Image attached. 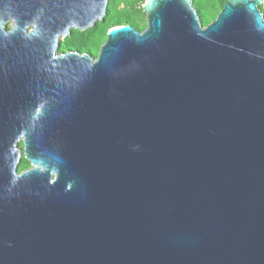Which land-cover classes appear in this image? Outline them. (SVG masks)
<instances>
[{"label": "water", "instance_id": "95a60500", "mask_svg": "<svg viewBox=\"0 0 264 264\" xmlns=\"http://www.w3.org/2000/svg\"><path fill=\"white\" fill-rule=\"evenodd\" d=\"M107 5L0 0V264H264V0Z\"/></svg>", "mask_w": 264, "mask_h": 264}, {"label": "trees", "instance_id": "16d2710c", "mask_svg": "<svg viewBox=\"0 0 264 264\" xmlns=\"http://www.w3.org/2000/svg\"><path fill=\"white\" fill-rule=\"evenodd\" d=\"M146 0H108L106 15L85 31L73 29L71 35L61 41L59 52L79 51L96 57L109 29L120 25H131L139 31L146 28V16L142 5ZM228 0H192L203 26L216 18ZM264 14V8L259 7ZM28 166L21 162L18 171Z\"/></svg>", "mask_w": 264, "mask_h": 264}, {"label": "flooded vegetation", "instance_id": "af4514ba", "mask_svg": "<svg viewBox=\"0 0 264 264\" xmlns=\"http://www.w3.org/2000/svg\"><path fill=\"white\" fill-rule=\"evenodd\" d=\"M20 147H22V143H20ZM22 150H23V149H22ZM22 152H23V151H22ZM21 162H27V163H28V166H27L25 169H23L22 171H24V170L30 168V166H31V165H30V162H28V161L25 159L23 153H22V156H21ZM22 171H20V172H22Z\"/></svg>", "mask_w": 264, "mask_h": 264}, {"label": "rangeland", "instance_id": "374dc122", "mask_svg": "<svg viewBox=\"0 0 264 264\" xmlns=\"http://www.w3.org/2000/svg\"><path fill=\"white\" fill-rule=\"evenodd\" d=\"M7 27H9V25Z\"/></svg>", "mask_w": 264, "mask_h": 264}]
</instances>
